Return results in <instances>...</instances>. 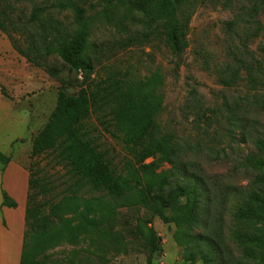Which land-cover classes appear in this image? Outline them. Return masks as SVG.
Masks as SVG:
<instances>
[{"label":"trees","instance_id":"trees-1","mask_svg":"<svg viewBox=\"0 0 264 264\" xmlns=\"http://www.w3.org/2000/svg\"><path fill=\"white\" fill-rule=\"evenodd\" d=\"M152 1L134 3L143 8ZM207 1L163 0L165 9L160 26L175 55L186 50L190 18L197 7ZM182 2L186 4L183 6ZM16 6L12 0H0V30L12 35L40 26L39 37H34L32 32L28 34L27 48L15 45L29 62L42 67L48 56L57 53L70 69L82 70L85 74L93 70L96 60L99 61V47L89 55L86 10L76 1L56 0L48 6L58 11L71 8L73 20L68 23L60 21L55 14L46 13L48 7L45 6H34L25 20L16 15ZM259 11L260 6L254 4L243 26L238 16L225 22L231 36H236L240 28L239 44L230 50L231 61L217 71L219 82L224 86L247 82L244 95L225 103L228 109L226 136L231 141L239 139V143L248 141L252 145L236 160L247 183L222 180L217 173L206 169L203 163L206 160L197 153L196 146L195 150L174 132L163 129L159 116L163 100L160 87L164 82L159 70L144 79H136L131 71L110 70L91 92L81 90L74 95L61 88L54 110L33 137L31 156L55 153L73 180L70 186L75 187L58 201L42 204L37 199L42 192L38 189L40 183L29 168L32 173L28 179L19 264L30 261L39 264L35 259L49 246L65 240L75 242L76 224L108 237L106 224L119 207L128 204H141L152 215L174 221L178 226L175 241L183 248L186 261L264 264V238L259 226L264 222V124L261 121L264 61L249 48L250 41L264 31V25L254 16ZM43 14H48L50 21L44 19ZM129 44L132 43L125 42L122 46ZM46 69L57 75L55 67ZM141 92L144 94L135 99ZM187 106L197 122L205 120L207 132L215 123L221 124L218 118L211 119L212 112L216 115V111L206 108L194 89ZM94 114L100 124L108 120L109 126L114 127L112 133L137 158L140 170L133 174V179L118 174L96 145L86 125ZM149 158L155 161L145 163ZM10 161V155L0 151V163L7 167ZM164 163L170 168L158 171ZM85 187L99 195L80 194L79 190ZM134 188L136 195L131 194ZM2 197V206L17 208V200L3 187ZM150 223L151 219L140 220L137 227L149 251V264L161 249L158 233Z\"/></svg>","mask_w":264,"mask_h":264},{"label":"rangeland","instance_id":"rangeland-1","mask_svg":"<svg viewBox=\"0 0 264 264\" xmlns=\"http://www.w3.org/2000/svg\"><path fill=\"white\" fill-rule=\"evenodd\" d=\"M12 1L17 5L16 15L26 20L34 6L48 7L56 0ZM74 1L86 10L89 55H93L99 47V61L96 60L89 73L70 69L57 53L48 56L42 67L32 64L20 54L15 45L27 48L28 34L32 32L34 37H39L42 33L39 25L25 30V33L12 35L0 30V151L7 150L11 160L18 161L29 176L33 170L34 178L40 183L38 189L42 191L37 195L38 201L42 204L56 202L71 193L75 186H70L73 180L55 153H44L34 158L31 156L33 137L46 124L61 88L74 95L81 90L91 92L110 70L131 71L136 79H144L159 70L164 82L160 87L163 100L159 116L163 129L174 132L182 141L193 145L195 150L196 146L197 153L206 160L203 163H206L208 171L217 173L224 181L242 185L247 183L248 179L236 160L246 154L252 145L248 141L239 143V139L231 141L226 136L228 109L225 105L238 95L245 94L247 82L243 80L238 86H224L219 82L217 71L231 61L230 50L239 44L237 37L240 28L236 30V36H231L225 22L238 16L243 26V20L250 18L252 6L258 4L260 11L254 16L264 25V0H209L200 5L190 18L188 46L181 55L172 53L161 30L165 9L163 0L149 2L143 8L135 5L136 0ZM49 12L60 21L68 23L73 20L71 8L58 11L48 7L46 13ZM42 16L50 21L48 14ZM125 42L132 44L122 46ZM249 48L264 61V31L250 41ZM47 67H55L57 75L50 74ZM192 89L197 91L206 108L216 111V115L208 112L212 115L211 119L218 118L221 123H215L209 132L205 120L197 122L187 106ZM143 94L141 92L135 99ZM261 121L264 124V115ZM86 125L96 145L116 172L133 179V174L140 170V163L120 138L112 133L114 127L109 126L108 120L106 124H100L97 114H94ZM152 161L155 158H149L145 163ZM5 167L0 163V217H3L2 208L6 207L4 216L9 220L4 226L7 230L4 229L0 234V256L5 264H14L21 245L16 251L7 252L1 249V244L9 231L16 232L20 242L25 229V218H22L21 211L26 206L27 195L22 197L23 191L22 196H17L20 200L17 208L2 206ZM29 168L32 170L29 171ZM168 168L170 165L164 163L158 171ZM23 183L25 188V178ZM133 184L136 182L133 181ZM6 187L9 192L7 180ZM79 193L88 197L99 195L87 187L79 190ZM136 193L134 188L131 194ZM95 219L99 221V215ZM149 219L161 245L150 264H202L201 260L191 262L183 258V248L175 241L178 226L174 221H165L152 215L141 204L119 207L110 223L106 224L108 237L87 230L85 225L76 224L75 242L65 240L53 244L35 260L39 264H149V251L137 230L140 220ZM259 226L264 238V222ZM29 264L34 263L30 261Z\"/></svg>","mask_w":264,"mask_h":264},{"label":"crops","instance_id":"crops-1","mask_svg":"<svg viewBox=\"0 0 264 264\" xmlns=\"http://www.w3.org/2000/svg\"><path fill=\"white\" fill-rule=\"evenodd\" d=\"M2 152L7 154V150L2 151ZM23 178H25V188H24ZM28 179H29V175L26 172V170H24L22 168V166L19 165L18 161L12 159L9 162V164L7 165V167H6L5 171H4L2 180H3V183H4V185H3L4 188H7L6 187V180H7V184L10 186L9 189H10V191L12 193L10 191L9 192H10L12 197H16L17 198L16 200L18 202V206H20V202H19L20 200H19L18 197L22 196L23 191H24V194H23L22 197H26V195H27ZM6 190H8V189H6ZM2 210H3V217H0V234L2 233V231L4 229L7 230V228H5L4 226L6 225L5 224L6 220H9L8 217H5L6 216L5 212L7 211V208L3 207ZM4 214H5V216H4ZM21 215H22V218H25V208L21 211ZM12 234H14L16 237L13 238ZM23 234H24V228H23V232H22V237L20 238V242H19V240L17 238V233L16 232L12 233V232L9 231V232L6 233L5 240L1 244V249L3 248L7 252L16 251L17 247L19 246V244L21 245V249L19 250V254H18V259H17V261L14 264H19V262H20L22 243H23ZM0 262H1V264H5L1 256H0ZM9 263L10 262H7L6 264H9Z\"/></svg>","mask_w":264,"mask_h":264},{"label":"water","instance_id":"water-1","mask_svg":"<svg viewBox=\"0 0 264 264\" xmlns=\"http://www.w3.org/2000/svg\"><path fill=\"white\" fill-rule=\"evenodd\" d=\"M70 93V92H69ZM71 94V93H70Z\"/></svg>","mask_w":264,"mask_h":264}]
</instances>
